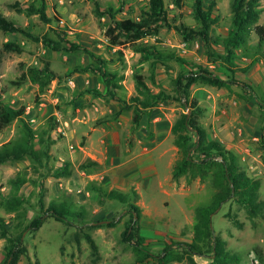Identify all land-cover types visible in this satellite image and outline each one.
Wrapping results in <instances>:
<instances>
[{
    "label": "rangeland",
    "instance_id": "rangeland-1",
    "mask_svg": "<svg viewBox=\"0 0 264 264\" xmlns=\"http://www.w3.org/2000/svg\"><path fill=\"white\" fill-rule=\"evenodd\" d=\"M150 1L44 0V20L31 13L43 7L41 0H0L4 16L40 39L0 30L4 103L26 110L24 121L14 120L0 130V150L27 144L24 123L34 135L33 153L0 163V235L1 225L16 236L34 218L43 217L39 230L24 232L21 246L27 254L18 264H94L86 234L98 245L97 264H135L133 244L123 241L129 226L146 237L147 249L156 257H183L194 238L198 209L210 206L217 191L211 174L191 182L190 175L173 179L174 166L182 158L173 127L183 114L192 115L194 102L207 139L231 151L240 171L261 183V210L252 217L232 199L214 215L213 234L226 241L240 264H264V59L249 67L254 51L238 47L233 48L231 63L227 59L232 0L205 1L206 11L213 6L217 20L209 40H185L180 32L182 25L201 28L195 0H184L181 7L164 0L168 24H161L157 35L137 42L122 36V44H112L106 34L112 20L99 16L98 6L113 8L116 20L139 22ZM260 2L259 24L264 25V0ZM43 39L52 40L58 50L48 48ZM9 43L23 51H9ZM257 44L252 34L249 45ZM141 47L147 50L139 51ZM46 66L57 77L46 87L22 78L28 69ZM203 71L232 81L231 88L198 82L191 86L189 98L177 90L178 77ZM137 75L153 93L169 98L147 110L132 132ZM192 152L191 158L201 162L202 156ZM111 191L128 194L140 215L132 218L129 204L106 196ZM16 200H21L20 208L12 210ZM51 204L66 207L70 216L62 219L46 212ZM108 220L112 222L93 225ZM7 245L0 238V264L13 263ZM212 257L195 259L209 264Z\"/></svg>",
    "mask_w": 264,
    "mask_h": 264
},
{
    "label": "trees",
    "instance_id": "trees-1",
    "mask_svg": "<svg viewBox=\"0 0 264 264\" xmlns=\"http://www.w3.org/2000/svg\"><path fill=\"white\" fill-rule=\"evenodd\" d=\"M41 1L43 2V7L41 9H36L35 7L32 8L31 13H39L42 19L47 20L44 6L45 3L44 0ZM183 1L184 0H174V3L181 7ZM205 1L206 0H195V17L201 23V28L197 31L185 25H182L180 28V32L185 40H193L197 36L202 37L204 40H209L211 27L216 24L217 20L212 17L213 6H210L208 11H206ZM260 1L261 0H232L233 24L229 36L225 40V47L228 51L227 59L230 63L233 55V48L235 47L244 48L246 53L251 50L254 51V54L250 58L251 61L249 67L264 59V51H262V48L264 47V25L259 24L262 12ZM97 13L101 17L108 16L112 20V25L108 28L106 34L114 45L122 44L120 41L122 36L127 38L130 42H137L157 35L159 28L162 26L161 24H168L164 0H151L149 10L143 13V17L139 22L131 19L116 20V14L113 8L103 10L98 6ZM0 30L6 34H23L36 41L40 40L28 33L22 26L9 20L1 12ZM252 34L258 39L256 47H251L249 45ZM43 42L48 48L58 50V47L53 45L52 40L43 39ZM6 49L18 53L23 51L22 47L16 43L6 44ZM146 50L147 49L144 47L139 49V51ZM231 66H233V64H231ZM230 70L232 73L236 72L233 68H230ZM22 78H27L31 82L39 84L41 88L46 87L52 81L57 79L56 75L48 66L43 69L30 68ZM136 81L139 96L133 98L135 112L133 126L131 128L132 132L140 126L147 110L157 107L161 102L166 101L169 98L163 93H153L147 87L142 76L137 75ZM198 82L209 84L217 88H231L232 85V81L222 79L210 72L203 71L200 73H191L189 76L183 74L178 77L176 80L177 90L183 91L186 97L189 98L191 86ZM190 108L192 109L190 119H188L187 114H183L173 127L175 144L182 155L181 160H179L174 166L173 179L178 181L181 177L190 175L191 178L189 179V182H191L197 177H206L211 174L217 191L210 206L198 209L197 223L194 226V238L192 242L187 245L185 255L181 258H177L174 253H170L165 257H156L148 251L146 237L140 233L139 229H134L129 226L123 233V241L128 244H133V249L137 257L135 264H147L151 260L158 261V264H171L174 261H180L182 259L186 260L187 264H199L195 259L196 256L210 257L212 255L213 257L209 264H240V257L226 248V241L221 237L214 236L211 227V215L214 214L223 204L232 199L238 200L240 204L246 207L252 217L262 208L258 203L261 188L260 181L250 178L240 171L237 158L231 151L227 150L219 142L209 141L207 139L206 130L198 119L200 109L197 107V103H190ZM25 111L24 107L15 110L6 106L4 103L3 92L0 90V130L10 125L14 120L24 121ZM24 124L26 125L27 144L16 145V147L12 149L7 147L3 151L0 150V163L13 159H20L25 154L33 153V149L30 145V140L34 138L33 131L28 123ZM196 134L198 136L197 138ZM192 150L193 154L202 156L201 162L191 158L190 154ZM216 157H220L222 161L214 160ZM133 194L137 197L136 192H133ZM106 196L123 204H129L133 209L132 218H134V213L140 215V208L130 202L128 194L111 191L106 194ZM16 201V203L11 205L12 210H18L20 208L21 200ZM51 211L62 219H66L70 216L68 209L64 206L51 204L46 212ZM42 221V216L34 218L32 222L25 227L22 233L16 236H12L11 231L6 229L4 225H1L3 231L0 238L6 239L8 242V245L5 248L8 257L12 256L14 259L12 264H18L21 256L27 254L26 248L21 246L24 232L28 229L39 230ZM85 237L94 256L93 262L94 264H97V261L100 259L98 245L91 235L86 234ZM30 264H32L31 261ZM36 264H40L39 261H37Z\"/></svg>",
    "mask_w": 264,
    "mask_h": 264
},
{
    "label": "water",
    "instance_id": "water-1",
    "mask_svg": "<svg viewBox=\"0 0 264 264\" xmlns=\"http://www.w3.org/2000/svg\"><path fill=\"white\" fill-rule=\"evenodd\" d=\"M185 105H186V108L188 109V111H189V105H188V103H185ZM190 116H191V114H190V112L188 113V119H190ZM214 160H218V161H222L221 159H218V158H214ZM228 179H229V177H228ZM234 191V190H233ZM222 209V206L214 213V214H212L211 215V227H212V229H213V224H212V219H213V217H214V215L215 214H217L220 210ZM134 215H135V213H134ZM112 221H110V220H108V221H102V222H97V223H93V225H101V224H108V223H111ZM26 234V233H25ZM25 236V235H24ZM24 238V237H23ZM215 257V256H214Z\"/></svg>",
    "mask_w": 264,
    "mask_h": 264
},
{
    "label": "crops",
    "instance_id": "crops-1",
    "mask_svg": "<svg viewBox=\"0 0 264 264\" xmlns=\"http://www.w3.org/2000/svg\"><path fill=\"white\" fill-rule=\"evenodd\" d=\"M254 254H255V253H253L252 256H255Z\"/></svg>",
    "mask_w": 264,
    "mask_h": 264
}]
</instances>
